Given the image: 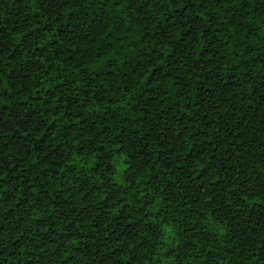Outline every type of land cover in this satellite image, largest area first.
I'll use <instances>...</instances> for the list:
<instances>
[{
    "label": "trees",
    "instance_id": "obj_1",
    "mask_svg": "<svg viewBox=\"0 0 264 264\" xmlns=\"http://www.w3.org/2000/svg\"><path fill=\"white\" fill-rule=\"evenodd\" d=\"M0 264H264V0H0Z\"/></svg>",
    "mask_w": 264,
    "mask_h": 264
},
{
    "label": "rangeland",
    "instance_id": "obj_2",
    "mask_svg": "<svg viewBox=\"0 0 264 264\" xmlns=\"http://www.w3.org/2000/svg\"><path fill=\"white\" fill-rule=\"evenodd\" d=\"M122 170H123V167H120V172H122ZM117 182H120L121 181V178L120 177H117Z\"/></svg>",
    "mask_w": 264,
    "mask_h": 264
}]
</instances>
